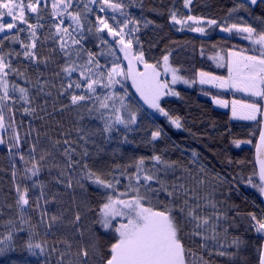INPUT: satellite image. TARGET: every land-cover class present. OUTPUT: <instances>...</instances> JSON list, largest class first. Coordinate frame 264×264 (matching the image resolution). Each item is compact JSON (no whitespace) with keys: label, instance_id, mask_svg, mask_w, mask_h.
<instances>
[{"label":"snow or ice","instance_id":"obj_1","mask_svg":"<svg viewBox=\"0 0 264 264\" xmlns=\"http://www.w3.org/2000/svg\"><path fill=\"white\" fill-rule=\"evenodd\" d=\"M192 0H184V7L188 8ZM260 4H264V0H259ZM83 7H80V5ZM258 0H246L238 4L230 10L239 12L243 9L250 12L249 5H257ZM75 5V7H74ZM92 5H97L101 13L107 9L113 12H120L124 17L123 20H117L115 16L103 17L95 15ZM48 7L47 0H0V33H3V38L0 39V48L3 47L4 41L11 43H20L22 52H0V130H6L5 124V108L9 112L12 109L8 106L7 101L15 98L10 93H19V100L27 107L23 108L25 115L35 116L37 107H32L37 96L45 97L52 96L50 89L57 88L56 83L49 79L41 80L44 73L40 71V65L46 68L50 65H56L59 71H54L52 75L58 78L61 82L57 89L58 95L55 99L65 97L67 103L61 104L60 111L65 109H75L77 119L83 121L85 116L81 114V110L87 113L90 120L99 119L103 122L102 128L95 130L89 129L86 131L84 127H78L77 133L80 135V140L88 143V137L97 134L103 135L105 143L112 139V133L119 132L117 125L123 126L126 130L123 134L121 143H129L126 135L127 131H132V126L137 124L138 109L133 110L129 104L125 102L127 93L121 96L113 91L104 95L99 94L98 88L110 89L115 84L121 83L118 77L131 79L132 84L139 93L143 102L151 109L159 112L167 117L172 125L177 129L183 127L180 117H172L161 106V99L167 95L179 96L169 87L168 81L159 79L160 72L157 70V64L149 63L144 56V52L138 51L133 53V41L139 44V37L135 34L140 31V20L130 16L123 9L126 7L123 3H116L113 0H51L50 30L41 37L38 34L39 29L45 27L40 21L45 19L44 11ZM27 13L35 14V23H30ZM95 15V22L89 19V15ZM9 17V21L3 18ZM70 21L65 25V19ZM57 18H59L57 20ZM171 20L176 24H185L187 21H192L197 27H190L191 31L200 33L205 32L204 27L199 25L205 23L203 18L189 15L186 20L177 18L175 11L170 14ZM109 19L115 21V24H110ZM243 21V18H240ZM260 20V30L246 21L242 23L225 24L221 27L222 32L235 33L242 36L244 40L250 42V49H240L238 51H228L227 63H219L218 67H227V77L216 76L210 72L198 71V82L201 85L211 84L218 88H233L241 92L247 93L251 97H257L259 100H264V19L257 17ZM153 23L151 20H144V27ZM207 25H217L214 19H208ZM27 25L26 28L18 25ZM132 25V27H129ZM15 33L9 35V33ZM21 32H27V42L20 38ZM111 37L116 45H119V51L124 54V59L128 61L127 71H125L119 63V56L116 55V49L109 40L105 38ZM90 36H94L99 43L96 45L100 48L101 45L107 46V51L101 49L100 52H94L87 48L86 42ZM51 41L53 46L48 49L47 54H43V45ZM38 43L40 48L38 49ZM251 54H248V53ZM15 55L29 61V64L21 71L19 68L12 66L11 60L7 57ZM112 56L114 61L110 68L102 65L99 56ZM171 53L162 57L164 71L171 72V84L183 82L184 84H194L196 79L189 81L178 75V69L172 68L169 65V56ZM223 60V57L219 58ZM62 60L63 63H59ZM136 64H143V71H138ZM32 67L37 78L32 81L28 75V68ZM10 73H14L18 77L24 78L25 83L35 88V95L32 94L30 88L12 83L9 86L7 77ZM77 73L78 77L73 78V74ZM66 81V83H65ZM207 95V93H205ZM214 103L221 107H228L227 100L213 97ZM47 100L44 101L46 105ZM119 103V107H117ZM55 104V100H54ZM42 111L46 109L41 107ZM126 112L127 115L122 113ZM231 112L233 119L257 121L258 116L264 117V105L259 101L244 102L238 100L231 101ZM96 113L97 115H93ZM114 114V115H113ZM41 120L43 116L37 117ZM12 123H15L12 117ZM31 131L37 132L36 129ZM26 135L30 136L31 132ZM47 135V133H45ZM67 137V133H62ZM162 137V129L157 128L151 132V140L154 142ZM14 143L8 145V152L13 155V148L16 149L15 156L26 165L25 179L39 177L48 157L53 156V149L58 150V146L63 143L65 147L60 151V155L64 157L63 166L60 163H54L48 166L49 173L52 168L59 170V176L53 177L57 184H62L66 189L78 187L85 192L87 188L82 181H87L91 185H95L102 193L103 203L99 206L96 213L97 219L92 223L98 224L105 233L111 234V242L105 248L101 247L100 237L94 230L89 228L91 233L88 241L78 242L76 250L73 251V243L67 236L54 241L48 251L45 249L44 243H33L31 239L27 240L23 247L32 256H44V264H50L47 259L50 252L58 253L57 264H211L203 255L207 251L212 255L213 248L215 254L220 257H228L229 260H234L240 256V249L247 244L241 236L233 235L227 247H235L236 252H227L221 250L225 248L224 240L229 237V229L237 228L239 224L236 222V217L244 218V214L238 210L235 216H229L227 211L218 209L217 203L201 196L198 189L206 184L205 177L208 173L203 164L199 167V172L193 174L192 170L181 164L178 160H168L161 154H153L150 157L140 156L135 158L126 166L112 165L106 172L97 170L91 167L87 161L89 152L84 148L78 153L72 144L75 141H70L65 138L63 141L56 139L50 140V147L39 150V158L37 159V151L39 141V133L35 143H31L28 148L27 158L21 151L22 145L28 143L27 140L22 141L20 133L13 130L11 137ZM95 143V141H93ZM233 143L239 147L242 141L233 140ZM251 143V141H246ZM5 140L0 137V145H4ZM104 150L99 148L95 154L97 158ZM256 162L259 165L260 184H253L251 178L248 183L253 187L258 188L260 195L264 196V127L259 132V143L256 145ZM74 157H79L74 158ZM192 157H198V153L193 150ZM149 162L151 166L149 167ZM196 160L190 163H196ZM31 165L27 167V165ZM132 168L134 171L129 172ZM79 171L78 177L75 175ZM119 172V176L116 173ZM180 173L179 175L177 173ZM18 171L15 162L12 163V181L14 186L15 198L14 205L8 204V208H16L21 222L27 223L31 220H25V215L30 211H36L39 215V221L33 228L43 225L45 235L51 233L56 235L62 227L72 226L75 229V234L80 237L84 236V231L81 228L82 212L81 208L87 211H93L87 200L81 199L77 202L76 197H73V204L76 205L77 211L74 212L72 218L66 219L64 211L57 210L51 212L48 205L53 202L60 203L57 200L59 193H54L48 196L46 192L47 184L39 179L33 180L31 188L28 185L23 187L16 182ZM67 176V180L60 177ZM121 178L128 182L124 185L123 192L118 190V185L121 184ZM217 179H220L217 175ZM193 181V183H190ZM223 183V180H221ZM33 189H38V193L30 196ZM203 201V203H201ZM212 208L211 213H205V208ZM238 206H230V208ZM3 208H0V215H3ZM117 218H119L117 220ZM247 219L250 221L249 228L254 229L256 233L264 237V209L261 210V215L258 217L256 213H247ZM117 221V223H113ZM224 222H228L226 225ZM8 225L14 226L15 221L9 219ZM55 230V231H54ZM222 230V231H221ZM18 232H23V228L16 229ZM31 236V233H30ZM199 238V239H197ZM13 232L9 231L4 240H0V256L6 255L13 251L14 247L6 241H13ZM212 245H209V242ZM63 245L65 250L60 251L56 245ZM195 246V248L193 247ZM39 250V251H36ZM199 250V251H197ZM256 264H264V244L258 245L256 248Z\"/></svg>","mask_w":264,"mask_h":264},{"label":"trees","instance_id":"obj_2","mask_svg":"<svg viewBox=\"0 0 264 264\" xmlns=\"http://www.w3.org/2000/svg\"><path fill=\"white\" fill-rule=\"evenodd\" d=\"M48 7L44 11L45 19L40 21L45 25L43 29L38 30V34L43 37L50 30V22L52 17L51 12V0H47ZM116 3H123L126 7L123 9L130 16L140 20V31L135 35L139 37V44L133 41L134 49L143 51L145 59L151 64H157L158 66L163 61L162 57L169 52V64L178 68L184 75L188 77L194 76L198 71H205L215 73L219 75H225V67H218L211 61L210 56L216 53H227L228 51L240 49H250L251 44L249 41L244 40L242 36L233 33L228 35L219 34L218 30L225 24L242 23L246 21L257 30H260V20L257 17L264 19V4L258 2L257 5H249L250 12H246L241 9L239 12H232L230 10L235 8L238 4L246 2V0H192V3L188 8L184 7V0H113ZM75 7V5H74ZM80 7H83L81 4ZM94 9L95 15L103 17L115 16L117 20H123L124 17L120 15V12H113L111 9H107L101 13L97 5L91 6ZM175 11L177 18L186 20L191 15L194 17L203 18V20L214 19L217 21V25L209 26L203 34H196L191 31L190 27L185 24H176L171 18L170 14ZM95 15H89V19L95 22ZM30 23H35V14L27 13ZM243 18V21L240 18ZM59 18H57L58 20ZM65 25L70 21L65 17ZM151 20L153 23L144 27V20ZM110 24H115V21L109 19ZM19 27L26 28L27 25L20 24ZM132 27V25H129ZM15 33H9L12 35ZM4 35V34H3ZM0 36V39L3 38ZM20 38L27 42V32H21ZM106 37V34H105ZM99 43L94 36H90L86 42V47L94 52H100L101 49L107 51V46L101 45L97 48ZM115 45V43H114ZM51 41L46 42L43 45V54H47L48 49L52 47ZM40 45L38 43V49ZM20 43H11L10 41H4V45L0 48V52H22ZM248 54H251L250 52ZM100 63L106 65L107 68L112 66L114 57L112 56H99ZM11 60L12 66L19 68L21 71L29 64V61L24 59L21 55L16 57L15 55L7 57ZM119 61V60H118ZM118 61H115L118 63ZM59 63H63L62 60ZM40 71L44 73L43 79H49L56 83L57 88L50 89L52 96L45 97L43 95L37 96L32 107H37L35 116L25 115L23 108L27 107L22 101L19 100V93H10L14 98L7 101L8 106L12 109L9 112L8 108H5V124L6 130H3L1 137L5 140L4 145H0V208H3V215H0V240H4L9 231L13 232V241H6V243L13 244L14 250L8 252L4 256H0V264H44V256H32L23 245L29 239L33 243H44L45 249L48 251L53 245L54 241L67 236L73 243V251L76 250L78 242H87L91 233L88 229L94 228L99 235V243L101 247L105 248L111 242V234L105 233L98 224L93 225V221L97 219L96 213L99 210V206L104 202L102 199L101 190L95 185H91L87 181H82L87 192L74 187L73 189H66L62 184H57L53 177L59 176V170L56 168L51 169L49 173L48 166L54 163L64 164V157L60 155V151L63 150L65 145L61 143L57 149H53V156L48 157L47 161L42 163L45 167L42 169L39 177H33L32 179H25L24 169L26 165L19 160L18 156L14 153L16 149L13 148V160L16 164L18 171L17 183L22 187L28 185L31 188L33 180L39 179L47 184L46 192L48 196H52L54 193H59L57 200L60 203L53 202L48 205L51 212L57 210L64 211L65 218H72L75 211H77L76 205L72 200L75 196L77 202L81 199L87 200L93 211H87L81 208L82 220L81 228L84 231V236L80 237L75 233V229L72 226L62 227L59 231H56V235L49 233L45 235V229L43 225L33 228L32 225H36L39 221V215L36 211L28 212L24 219L31 220L27 223H22L20 216L13 206L8 208V204L14 205V186L12 181V165L10 154L8 152V145L14 143L11 137L13 130L18 131L21 136V140H27L28 143L22 145L21 151L27 158L28 148L31 143H35L37 139V132L39 133V145L37 151V159L39 158V150L42 148L50 147V140L67 138L70 141H75L72 147L76 148L78 153L82 152L84 148H87L89 157L87 161L89 165L100 171H107L112 165L126 166L131 163L135 158L140 156L150 157L153 154H161L168 160H178L182 165L187 166L192 170L195 175L199 172L201 164L205 166V170L208 175L205 177L206 184L199 188L198 191L201 196H207L208 199L217 203L218 209L221 211H227L229 216H235L236 211L244 214V218L236 217V222L239 224L237 228L229 229V237L221 240L225 244V250L227 252H236L235 247H227L231 241L233 235L241 236L243 240L247 241V244L242 246L240 256L245 259L237 257L234 260H229L228 257H220L215 254V248H213L212 255H209L207 251L203 252V255L211 264H256V248L258 245L264 244V237L256 233L254 229L249 228L250 221L247 219V213L254 212L259 217L261 210L264 209V196L260 195L258 188L253 187L248 183L251 178L253 184L259 185L260 181L257 176L256 168L254 165V148L255 141L258 135L260 122L257 121H240L232 120L229 117V113L224 110L214 108L208 95H223L227 96V93H220L216 90L203 87L184 88L177 87L176 92L179 96L176 98H164L162 99L161 106L172 117H180L183 127L181 129L175 128L168 118L153 116L146 108H144L133 95L129 84L120 79L119 84H115L110 89L98 88V92L101 95L117 92L121 96L127 93L125 102L131 106L133 110L138 111L137 124L132 126V131H127L129 143H121L123 140V134L125 129L121 125H117L120 129L119 132L112 133V139L105 143L103 135L97 134L95 136L88 137V143L80 140V135L77 133L78 127H84L87 130H95L103 127V122L99 119L90 120L87 113L81 110V114L85 116L83 121L77 119V112L75 109H65L61 112L59 109L61 104H66L68 101L65 97L55 99L58 95L57 89L59 88L60 80L52 75L54 71H59L56 65H50L45 67L40 65ZM28 75L35 81L37 78L36 73L32 67L28 68ZM78 74L74 73L73 78H77ZM9 86L12 83H16L23 87L30 88L33 95H35V88L25 83L24 78L18 77L14 73H10L7 77ZM66 83V81H65ZM207 93V95L205 94ZM245 99V97H243ZM48 103L45 105L44 101ZM55 100V104H54ZM262 104V100H260ZM119 107V103L116 105ZM41 107L46 109L41 110ZM127 115L126 112L122 113ZM93 115H97L93 113ZM114 115V114H113ZM43 116L41 120L37 117ZM12 117L15 119V123H12ZM258 121L260 117L258 116ZM36 129L37 132L31 131ZM157 128L162 129V137L154 142L151 140V132ZM31 132V135H26ZM47 133V135H45ZM62 133H67V137ZM233 140L242 141L237 147ZM95 141V143H93ZM251 141V143H246ZM99 148L104 151L100 153L99 158L96 157V153ZM195 150L198 153V157H192V151ZM79 158V157H74ZM196 160V163H190V161ZM31 165H27L30 167ZM151 162H149V167ZM129 172L134 169L129 168ZM180 174L179 172L177 173ZM75 175L78 177L79 171L77 170ZM119 176V172L116 173ZM217 175L220 179H217ZM63 180H67V176L60 177ZM223 180V183H221ZM127 180L121 178V184L118 185V190L123 192L125 190L124 185L127 184ZM193 183V181H190ZM38 189H33L30 192V196H34L38 193ZM203 203V201H201ZM230 206H238L230 208ZM212 208H205L204 212L211 213ZM12 219L15 221L14 226L8 225L7 221ZM225 225L228 222L222 221ZM23 228V232H18L16 229ZM55 231V230H54ZM222 231V230H221ZM31 233V236H30ZM199 239V238H197ZM212 245V242H209ZM60 251H64L63 245H56ZM195 248V246H193ZM39 251V250H36ZM199 251V250H197ZM47 259L50 264H57L58 253L50 252Z\"/></svg>","mask_w":264,"mask_h":264},{"label":"rangeland","instance_id":"obj_3","mask_svg":"<svg viewBox=\"0 0 264 264\" xmlns=\"http://www.w3.org/2000/svg\"><path fill=\"white\" fill-rule=\"evenodd\" d=\"M258 2H259V0H258ZM99 10V9H98ZM5 21H9L10 22V18L9 17H4L3 18ZM205 21V23H202V24H200L199 26L200 27H204L205 28V30L209 27V25H207V23H206V21L207 20H204ZM187 25L188 26H191V27H197V25L196 24H194L192 21H187ZM194 32H196V34H203V33H200V32H197V31H194ZM218 32H219V34H222V35H228V33H226V32H222L221 31V28L218 30ZM1 35H3V33H0V36ZM106 39H108L109 40V43L110 44H112L113 45V47L116 49V55L117 56H119V61H118V63L120 64V66L125 70V71H127V66H128V61L127 60H125L124 59V54L122 53V52H120L119 51V45H114V42H113V40H112V38L111 37H105ZM106 46V45H105ZM231 51H235V50H231ZM137 51L134 49V46H133V53H136ZM228 53V52H227ZM227 53L225 54V53H216V54H212V55H209L210 56V59H211V61L212 62H214L215 63V65L217 66L219 63H224L225 65H226V63H227ZM220 57H223L224 59L223 60H220L219 58ZM170 65V64H169ZM135 67L137 68V70L138 71H143L144 69H143V64H136L135 65ZM164 64H163V61L161 62V64L157 67V70L160 72V77H159V79L161 80V81H168L169 82V87H171L175 92H176V88L177 87H184V88H193V87H203V88H210V89H213V90H216V91H218V92H222V93H227L228 95L227 96H223V95H214V94H211V95H208V97H209V99L211 100V102H212V104H213V106H214V108H217V109H222V110H224V111H227L228 113H229V117H231V119L232 120H240V121H251V120H242V119H233L232 118V112H231V101L232 100H238V101H244V102H253V101H259L260 102V100H259V98H257V97H251V96H249L247 93H245V92H241V91H238V90H236V89H233V88H218V87H215V86H213V85H211V84H204V85H201L199 82H198V76L195 74L194 76H192V77H188V76H186V75H184L183 73H181V71L179 70L178 71V75H180V76H182V77H184L185 79H188L189 81H191V80H193V79H196V83H194V84H190V85H188V84H184L183 82H177L176 84H171L170 82H171V79H172V74H171V72L169 71V72H165L164 71ZM170 67H172V68H176V67H174V66H172V65H170ZM176 69H178V68H176ZM225 70H226V73H225V75H219V74H215V73H212L213 75H216V76H223V77H227V75H228V70H227V67L225 66ZM118 78H120V79H122V80H124V81H126L128 84H129V87H130V89H131V91H132V93H133V95L135 96V98L137 99V101L144 107V108H146L153 116H157V117H164V118H167V117H165V116H163V115H161L159 112H157V111H155L154 109H151V108H149L144 102H143V100L140 98V95H139V93H137L136 92V89H135V87L133 86V84H132V80L129 78V79H125L124 77H118ZM177 96H173V95H167V96H164V97H162V99H164V98H176ZM213 97H216V98H218V99H223V100H227L228 102H229V106L228 107H221L220 105H218V104H216V103H214V101H213ZM243 97H245V99H243ZM162 99H161V101H162ZM160 101V102H161ZM2 131L3 130H0V137H1V133H2ZM9 160H11V165H12V163L14 162V160H13V157H12V155H10V159ZM16 182H17V180H16ZM119 218H117V220H118ZM113 223L115 224V223H117V221H113Z\"/></svg>","mask_w":264,"mask_h":264},{"label":"water","instance_id":"obj_4","mask_svg":"<svg viewBox=\"0 0 264 264\" xmlns=\"http://www.w3.org/2000/svg\"><path fill=\"white\" fill-rule=\"evenodd\" d=\"M262 105H264V100H262ZM262 127H264V117H260V126H259V131H258V135H257L256 141H255V148H254V165H255V168H256L257 176H258L257 179H259V174H258L259 173V165L256 162V155H257V153H256V145L259 143V132H260V129ZM259 181H260V179H259Z\"/></svg>","mask_w":264,"mask_h":264}]
</instances>
